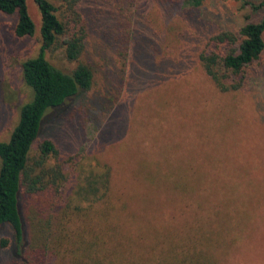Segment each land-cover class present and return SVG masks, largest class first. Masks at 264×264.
<instances>
[{
    "label": "rangeland",
    "instance_id": "rangeland-1",
    "mask_svg": "<svg viewBox=\"0 0 264 264\" xmlns=\"http://www.w3.org/2000/svg\"><path fill=\"white\" fill-rule=\"evenodd\" d=\"M27 5L32 37L15 38L16 18L0 13V143L9 141L33 98L21 64L39 52L40 16L32 1ZM77 9L86 22L82 61L93 84L46 111L30 152L34 161L38 144L50 140L58 150L50 165L59 164L67 178L59 192H69L74 211L65 219L58 211L55 235L77 227L88 238L108 226L128 229L140 239V264H147L145 236L156 238L158 248L161 235L169 237L158 249L163 255L205 232L200 251L215 264H264V50L235 91L222 92L199 58L211 37L237 36L246 23L264 19V0H202L198 7L178 0H82ZM120 35H127L125 46ZM45 57L67 74L76 66L60 47ZM140 161L145 175L165 180L139 175ZM100 170L116 199L114 214L104 221L108 214L93 210L80 219L76 205L86 204L75 193ZM1 235L13 242L10 230ZM65 239L61 253L73 246ZM8 255L0 252V264ZM53 258L51 264H76L70 254ZM170 263L178 262L171 257Z\"/></svg>",
    "mask_w": 264,
    "mask_h": 264
},
{
    "label": "trees",
    "instance_id": "trees-1",
    "mask_svg": "<svg viewBox=\"0 0 264 264\" xmlns=\"http://www.w3.org/2000/svg\"><path fill=\"white\" fill-rule=\"evenodd\" d=\"M28 1L0 0V13L16 18L13 35L18 39L32 37L36 30L28 10ZM30 1L35 4L40 16V47L35 57L22 62L21 70L22 80L32 90L33 98L21 108L9 141L0 143V252H9L4 264H51L53 257H64L65 254L72 255L76 264H140V239L128 229L108 226L98 230L95 235L91 232L92 236L88 238L87 231L77 227L71 228L73 231L65 229L62 236L55 235L54 220L58 228L61 226L57 219L58 211L59 217L65 219L73 209L68 204L69 192H59L67 178L59 164L50 165V160L58 154L50 140L38 144L34 161H31L30 152L39 137L48 113L46 111L57 109L79 93L89 91L93 84V71L89 64L82 61L87 36L86 22L77 9L82 0ZM178 1L198 7L202 0ZM263 34L264 19L246 23L237 36L231 32H221L209 39L199 58L205 73L222 92L242 87L246 69L259 59L264 50ZM126 36H118L121 40L119 45L127 44L124 40ZM56 47L63 49L69 62L76 63L69 74L55 68L45 57L48 51ZM138 166V173L144 178L165 180L159 176L145 175L141 161ZM102 174L100 170L96 176L86 179V184L75 193L86 204L81 205L84 206L82 209L76 205L80 219H86L94 210L108 214L103 220L111 221L110 214H114L116 199L114 195L110 196L109 180ZM52 196L56 197V202ZM132 200H122V203ZM112 218H117V215ZM217 222L215 220L212 225ZM6 230H10L13 236L12 243L8 237L1 235ZM148 238L145 236L149 242L145 243L149 256L147 264H159L161 260L171 264V257H175L177 264H215L208 252L200 251L201 243L207 242L205 232L198 238L186 239L185 248L179 249L175 245L163 255L159 250L170 241L167 239L169 237L161 235L159 248L156 238L153 239L151 235ZM62 239L73 245L70 249H64V253L60 249L68 245ZM122 246L129 257L120 251ZM154 249L156 258L153 257Z\"/></svg>",
    "mask_w": 264,
    "mask_h": 264
}]
</instances>
